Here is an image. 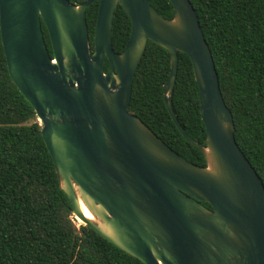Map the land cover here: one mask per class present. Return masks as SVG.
Masks as SVG:
<instances>
[{
	"label": "water",
	"instance_id": "95a60500",
	"mask_svg": "<svg viewBox=\"0 0 264 264\" xmlns=\"http://www.w3.org/2000/svg\"><path fill=\"white\" fill-rule=\"evenodd\" d=\"M95 1L0 0L9 75L35 112L74 217L145 264H264V183L235 139L193 4L169 0V19L149 0H98L90 50L85 11ZM117 4L131 24L120 52L111 40ZM148 40L170 54L164 102L204 165L181 156L128 109ZM178 51L192 63L202 142L171 107Z\"/></svg>",
	"mask_w": 264,
	"mask_h": 264
},
{
	"label": "trees",
	"instance_id": "16d2710c",
	"mask_svg": "<svg viewBox=\"0 0 264 264\" xmlns=\"http://www.w3.org/2000/svg\"><path fill=\"white\" fill-rule=\"evenodd\" d=\"M149 1L163 17H173L169 0ZM190 1L233 115L235 139L264 183V0ZM97 9L98 0L85 11L90 50ZM130 30L129 17L117 4L111 27L114 51L123 49ZM42 32L52 55L43 22ZM169 71L168 50L148 40L133 76L128 109L181 156L204 165L202 152L182 136L166 108ZM171 107L186 133L202 142L199 90L191 60L181 51ZM40 128L9 75L0 37V264H145L89 226L76 224Z\"/></svg>",
	"mask_w": 264,
	"mask_h": 264
},
{
	"label": "bare ground",
	"instance_id": "6f19581e",
	"mask_svg": "<svg viewBox=\"0 0 264 264\" xmlns=\"http://www.w3.org/2000/svg\"><path fill=\"white\" fill-rule=\"evenodd\" d=\"M82 210L84 212V215H86L87 217H92L91 213L87 210V208L85 206L82 205Z\"/></svg>",
	"mask_w": 264,
	"mask_h": 264
},
{
	"label": "rangeland",
	"instance_id": "374dc122",
	"mask_svg": "<svg viewBox=\"0 0 264 264\" xmlns=\"http://www.w3.org/2000/svg\"><path fill=\"white\" fill-rule=\"evenodd\" d=\"M74 218H75V217H74ZM75 219H76V224H77V225L81 223L77 218H75Z\"/></svg>",
	"mask_w": 264,
	"mask_h": 264
}]
</instances>
